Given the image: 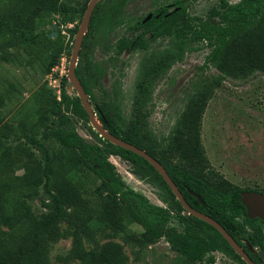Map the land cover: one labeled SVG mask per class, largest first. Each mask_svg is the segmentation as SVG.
<instances>
[{
	"label": "trees",
	"instance_id": "1",
	"mask_svg": "<svg viewBox=\"0 0 264 264\" xmlns=\"http://www.w3.org/2000/svg\"><path fill=\"white\" fill-rule=\"evenodd\" d=\"M89 1L0 0V54L9 59V49H22L30 55L28 65L38 61L44 72L51 74L61 62L65 45L73 48L65 31L73 36L78 32ZM128 1L117 0L108 8L100 0L93 11L77 65V75L92 103V86L106 71L84 50L97 31L106 38L125 22L130 33L140 29L131 38L122 35L114 46L107 44L106 51L112 49L117 59L125 50L148 48L144 39L148 32L171 35L172 44L144 58L129 118L116 109L117 96L96 101L98 118L111 133L157 158L188 203L218 220L246 250L243 240L264 248V221L249 216L242 198L245 191L264 190L210 175V161L201 139L203 115L215 89L229 77L264 74V0H220L207 19L191 16L188 7L176 1L180 8L168 16L165 14L169 9L162 6L152 10L154 16L150 20L143 23L139 18L134 25L133 17L124 11ZM153 4L158 5L159 1L154 0ZM76 20L79 23L75 27L65 26ZM204 46L210 52L200 66L203 73L195 81L194 92L165 146H153L148 106L158 77L175 62L183 61L187 52ZM212 67L219 73L210 74ZM69 85L64 76L60 98L52 89L41 86L37 95L38 118L26 114L16 122L6 119L0 111V264H49L50 243L68 237L72 244L68 253L60 257L64 262L127 264L125 245L116 240L120 236L142 248L165 238L177 253L173 264H215L216 251L247 264L216 227L184 209L146 158L100 136L90 125L81 99L68 92ZM50 114L54 119H50ZM78 118L86 122L97 143L76 130L74 123ZM112 155L129 161L134 175L158 188L165 206L130 187L110 160ZM84 167L101 180L98 186L90 187L71 178ZM191 190L200 194L204 203ZM38 199L42 205L36 212L33 202ZM173 219L178 225L171 224ZM132 224L141 226V236L131 229ZM95 225L108 232L109 240L101 249L88 250L83 238L93 237Z\"/></svg>",
	"mask_w": 264,
	"mask_h": 264
},
{
	"label": "rangeland",
	"instance_id": "2",
	"mask_svg": "<svg viewBox=\"0 0 264 264\" xmlns=\"http://www.w3.org/2000/svg\"><path fill=\"white\" fill-rule=\"evenodd\" d=\"M116 1L102 0V6L109 8ZM229 1L235 3L239 0ZM150 3L151 0H130L126 3L124 11L128 13V16H145L152 9ZM183 3L189 7V13L192 16L207 19L211 9L218 6L220 0H184ZM81 22L76 20L65 26L75 27ZM126 26L125 22L106 38H103L100 30L97 31V36L89 38V46L84 50H87L92 61L106 67L104 75L92 86L95 103L96 101L98 103L108 101L117 96L118 107L116 109L124 118H129L136 78L144 58L149 52L164 48L168 42H163L162 45H152L150 51L147 52L126 50L117 59L112 49L106 51L109 46L107 44L114 46L122 35L130 36ZM65 32L67 33L66 40L74 47L77 33L73 36L68 30ZM72 51L73 48L65 45L61 62L51 74L44 72L38 61L34 65H28L30 55L22 49H9L7 52L9 59L0 54V111L6 119H15L17 122L26 114L38 118L37 95L42 85L52 89L60 98L61 79L68 76ZM209 52L210 48L207 46L187 52L183 61L175 62L171 68L158 77L153 88L152 102L148 106L151 115L148 124L154 133L153 146L162 147L167 143L166 139L173 132L189 96L195 90L197 77L203 73L200 66L204 64ZM209 72L210 74L219 73L213 67ZM67 88L71 95H77L71 82ZM95 103L93 101V107ZM50 119H54L53 114H50ZM74 126L88 141L98 142L83 119L75 120ZM201 139L210 161V168L207 169L210 175L223 176L242 187H264L263 73L258 72L241 79L229 77L219 88L215 89L203 115ZM37 155L40 157L39 152ZM110 160L116 165L117 170L130 187L148 196L153 203L165 206L158 196V188L134 175L131 172L132 165L129 161L115 155L110 156ZM71 178L82 180L90 187H96L101 183V180L88 167L77 170L71 174ZM41 205L40 199L33 202L36 212L41 210ZM171 224L178 225V222L173 219ZM131 229L136 231L138 236L142 235L143 230L140 225L132 224ZM107 233L95 225L93 237L83 238L84 247L88 250L101 249L102 245L109 240ZM116 240L125 245L128 256L127 264H173L177 256L165 238L143 248L137 242L123 236ZM71 244V237L51 242L49 264H78V260L64 262L60 259L68 253ZM214 254L215 264L230 263L220 251Z\"/></svg>",
	"mask_w": 264,
	"mask_h": 264
},
{
	"label": "water",
	"instance_id": "3",
	"mask_svg": "<svg viewBox=\"0 0 264 264\" xmlns=\"http://www.w3.org/2000/svg\"><path fill=\"white\" fill-rule=\"evenodd\" d=\"M100 0H90L88 6L86 8L85 14L83 16L82 22L79 26L78 32L75 37L74 47L71 55V60L69 64L68 70V79L77 91V96L81 99L82 104L89 115L90 123L93 128L100 134V136L104 137L105 139L109 140L113 144L123 147L125 149L131 150L138 155L146 158L157 170L158 172L164 177L165 181L169 184L172 191L176 195L177 199L181 202L184 209L192 215L205 220L206 222L210 223L214 227H216L223 236L229 241L231 246L235 249V251L242 256L249 264H256L247 252L244 250L242 245L236 241V239L226 230V228L215 218L212 216L192 207L186 198L184 197L183 193L179 189L178 185L174 182L170 174L168 173L166 167L154 156L149 154L145 149L138 147L137 145L128 142L121 137H118L111 133L105 126L102 124L100 119L98 118L95 109L92 105V102L89 98L88 93L84 85L82 84L81 80L77 75V65L79 61L80 51L82 49V45L84 42V37L88 31L89 24L91 22V18L93 15V11ZM194 196H196L199 201L204 203L202 196L193 190L190 191ZM242 198L245 205L248 208V214L251 218H261L264 220V194L259 192H252V191H245L242 193Z\"/></svg>",
	"mask_w": 264,
	"mask_h": 264
},
{
	"label": "flooded vegetation",
	"instance_id": "4",
	"mask_svg": "<svg viewBox=\"0 0 264 264\" xmlns=\"http://www.w3.org/2000/svg\"><path fill=\"white\" fill-rule=\"evenodd\" d=\"M130 1V0H129ZM159 1V4L156 5V4H153L154 3V0H151V3L150 5L152 6V9L147 13V15H139V16H135V15H129V16H132L133 17V20L131 21L133 23V25L137 22V20L139 18L142 19V22L145 23L147 22L148 20H150L153 16H154V13L152 12V10H155L156 8H161L163 6V8H168L169 11L168 13L165 14V16H168L171 12L177 10L180 8V6H177L176 5V1H181L183 3L184 0H158ZM184 5V3H183ZM186 6V5H184ZM188 7V6H187ZM126 8V7H124ZM188 11H189V7H188ZM126 12V11H125ZM162 12V11H161ZM161 12L159 14H161ZM127 13V12H126ZM128 14V13H127ZM159 14L155 15L156 17L159 16ZM192 16V15H191ZM120 27V26H119ZM118 28V27H117ZM127 28V27H126ZM136 30H134L133 33H130L131 35L127 36L129 38L132 37V34H137L139 33L140 29L139 28H135ZM129 31V29H128ZM144 39L146 40V42L148 43L149 47L148 48H145V49H136V50H141V51H150L151 49V46L152 45H162L163 42L166 43V41L168 42L167 45H171L172 44V37L171 35L169 36L168 34H161V35H156L155 33H151V32H148L145 34L144 36ZM75 42V41H74ZM134 45V44H133ZM133 47V46H132ZM161 49V48H160ZM160 49H158L157 51H159ZM130 50V49H128ZM126 51V50H125ZM124 51V52H125ZM132 51H135V50H132ZM157 51H153V52H149L147 55L150 56V55H155V53H157ZM123 65H125L123 63ZM140 71V70H139ZM139 74V73H138ZM254 188H259V187H254ZM259 189L261 190H264V187H260ZM253 192V191H252ZM259 193H263V192H259ZM264 194V193H263ZM258 218V217H257ZM261 219V218H260ZM263 220V219H262ZM264 221V220H263ZM248 248V250H246L244 248V250L247 252V254L250 256V258L256 263V264H264V248H261L260 246H257V245H253V244H250L248 241L246 240H243ZM223 253V252H221ZM225 255V257L230 261L229 264H241V262L234 258V257H231V256H228L226 255L225 253H223ZM242 257V256H241ZM243 259V258H242ZM245 260V259H243ZM245 262L247 264H249L246 260Z\"/></svg>",
	"mask_w": 264,
	"mask_h": 264
}]
</instances>
